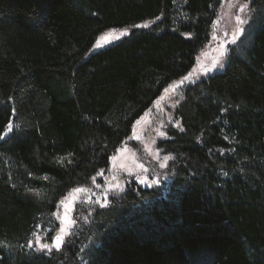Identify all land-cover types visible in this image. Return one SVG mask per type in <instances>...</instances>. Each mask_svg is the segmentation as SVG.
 <instances>
[{
	"label": "trees",
	"instance_id": "obj_1",
	"mask_svg": "<svg viewBox=\"0 0 264 264\" xmlns=\"http://www.w3.org/2000/svg\"><path fill=\"white\" fill-rule=\"evenodd\" d=\"M248 1L223 68L184 87L157 143L170 178L74 211L40 253L37 227L191 69L220 0H0V264H264V0ZM114 27L130 32L88 54Z\"/></svg>",
	"mask_w": 264,
	"mask_h": 264
},
{
	"label": "rangeland",
	"instance_id": "obj_2",
	"mask_svg": "<svg viewBox=\"0 0 264 264\" xmlns=\"http://www.w3.org/2000/svg\"><path fill=\"white\" fill-rule=\"evenodd\" d=\"M244 3L249 4V1L231 0L230 3L229 0H220L213 20L216 23L212 22L211 24L208 41L197 53L193 66L185 74L188 75L191 72L192 75L186 81L181 82V78L185 76L183 75L169 83L148 109L134 122L130 135L112 155L108 167L99 170L87 183L70 189L59 200L55 211L51 215V220H47V224L37 227V230H40L36 234L39 235L41 242L51 243L52 238L50 240L46 239L45 234L51 230L54 222H57V230L52 237L59 231L62 221L69 232L75 225L74 223L69 226V221H75L74 211L78 210L82 218L88 217L96 206L105 205L110 196L118 195L132 180L144 187H150L163 181L166 182L170 178L168 163L171 156L163 153L157 143L166 137L168 127L178 125L175 108L182 99L184 87L208 73L223 68L220 66L212 68L211 66L213 61L217 59H220L224 66L228 47L233 44V34L237 29L236 16L239 15L245 21L249 19L250 5L243 12L239 11V5ZM180 9V6L176 7L179 16L182 13V11H178ZM244 25L240 27L244 29ZM125 28L128 29L129 33L130 27L106 29L98 35L93 44L109 30H123ZM241 34L242 32L236 36L235 43ZM113 35L118 36L119 31L113 33ZM116 40L118 39L112 40L110 43ZM93 44L90 48L92 50L88 51V54L105 47L109 43L98 48H93ZM222 52L223 57H221ZM206 68H211V71L206 72ZM173 82L177 83L174 84ZM170 85H173V87L169 88ZM166 88L169 89L167 92L165 91ZM160 133H164V135ZM164 157H169V159L165 160ZM161 164L164 166L161 167ZM139 165L143 167L141 168ZM76 188H82L85 191H73ZM35 238L36 235H34L32 241H35Z\"/></svg>",
	"mask_w": 264,
	"mask_h": 264
},
{
	"label": "snow or ice",
	"instance_id": "obj_3",
	"mask_svg": "<svg viewBox=\"0 0 264 264\" xmlns=\"http://www.w3.org/2000/svg\"><path fill=\"white\" fill-rule=\"evenodd\" d=\"M229 2L231 3V0H229ZM249 7L248 3H244V4H240L239 5V11L243 12L245 8ZM156 19H159L158 17ZM236 21H237V29L236 32L233 34V40L232 42L235 43V39L236 36H238L241 32H243V28L240 27L241 25L245 24L247 21L241 19V17L239 15L236 16ZM213 23H216L215 21ZM134 27H148V23H144L143 25H135ZM117 31H119V35H113V33H116ZM128 34V29L125 28L123 30H117V29H111L109 30L108 33L104 34L103 36H101L100 38L97 39V41L95 42V44H93V48H98V47H102L105 44L110 43L112 40L115 39H119L120 37L126 36ZM185 35H190V34H185ZM221 47H223V45H221ZM92 49H89V51H91ZM221 57H223V52L221 53ZM216 66H220L223 67V64L221 63L220 59L214 60L212 63V68L216 67ZM205 71H211V68H206ZM192 75V73H188V75H185L184 77L181 78V82L186 81L189 79V77ZM174 84L177 82H173ZM173 85H170L169 88H172ZM169 89L166 88L165 91L167 92ZM9 100L12 99V97H8ZM179 123V122H177ZM17 127H19V125H17ZM12 129V124L11 122H9L6 127H5V133L4 134H0V140H4L6 139V133L11 131ZM161 135H164V133H160ZM225 139H227V137H225ZM62 159V158H61ZM165 160L169 159V157H164ZM164 165L161 164V167H163ZM139 167H143L142 165H139ZM29 175H31V173H29ZM45 179H47V177H44ZM143 182V181H141ZM97 187H99V185H97ZM28 192H33L36 195H39L40 193L37 190L34 189H26ZM73 191L75 192H80V191H85V189L82 188H76L73 189ZM55 215V213H54ZM75 221H69V226L71 224H74ZM36 235L35 241L29 240L28 241V248H34L35 251L40 252V253H51L53 249L60 251L62 249V246L66 243L65 237L69 235V232L66 230L64 223L62 221L61 223V227L59 229V231L57 232V234L52 237V241L51 243H47V242H41L39 235Z\"/></svg>",
	"mask_w": 264,
	"mask_h": 264
}]
</instances>
